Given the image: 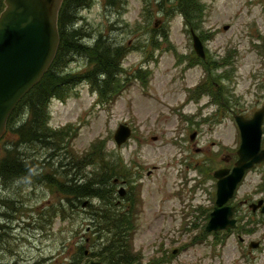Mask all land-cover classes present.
I'll use <instances>...</instances> for the list:
<instances>
[{
    "label": "rangeland",
    "instance_id": "obj_1",
    "mask_svg": "<svg viewBox=\"0 0 264 264\" xmlns=\"http://www.w3.org/2000/svg\"><path fill=\"white\" fill-rule=\"evenodd\" d=\"M162 1L168 3L158 6ZM174 1L91 0L89 7L80 9L76 28L93 32L94 36L102 33L113 43L126 46L129 52L122 61L124 75L131 78L141 71L147 74V79L132 80L109 109L99 104L98 94L82 83L66 101L52 100L49 124L73 134L70 147L78 156L86 154L92 143L103 142L108 152L104 160L113 161L120 170L128 172L126 180L135 183L136 190L141 185L132 247L140 254L142 264H264V219L258 215L242 219L239 225L250 221L249 226L239 227L228 235L215 237L204 233L205 218L215 201V180L211 174L220 165H209L210 173H202L203 157L196 152L200 140H194L196 145L189 142L184 116L175 111L181 108L179 113L194 111L192 104L184 106L185 92L199 80L201 73L197 68L187 72L186 58L183 62L179 60L181 64L176 63V52L186 57L191 45L182 16L167 14ZM200 1L208 5L210 25L220 27L231 22L236 27L232 36L220 32L215 44L221 37L228 41L243 38L244 43L239 46L238 76H247L253 67L258 70V58L247 49L248 29L242 30L237 25L242 23L241 16L248 15L247 19H255L252 21L262 33L263 0L253 4L249 14L239 0H222L223 4L218 0L217 5L212 0ZM149 40L153 42L150 44ZM84 42L91 44V40ZM155 44L158 46L154 47ZM84 67L85 60L75 57L66 70L77 73ZM243 86L240 84V89ZM123 123L130 126L132 136L117 147L113 133ZM66 124L71 125L64 127ZM233 134V128L224 129L223 141L232 145ZM14 139L10 134L0 141V151ZM22 149L31 153L37 148ZM44 154L46 150H40L31 154L30 160L41 164L46 176L51 167L42 163ZM89 169L90 165L86 171ZM259 185L257 173H246L233 204L243 194L249 197ZM91 202L95 208L99 205L96 199ZM62 203L45 183H18L5 190L0 184V225L4 226L0 227L1 262L71 264L75 252L79 255V246L93 252L100 241L90 233L93 226L89 214L94 207L78 205L73 211L68 205L55 207ZM191 206L194 211L188 216ZM54 209L62 210L65 216L61 212L52 215ZM5 217L10 219L8 224ZM256 220L262 222L254 224ZM237 235L245 242L240 243ZM251 241L259 242V247L249 249Z\"/></svg>",
    "mask_w": 264,
    "mask_h": 264
},
{
    "label": "trees",
    "instance_id": "obj_2",
    "mask_svg": "<svg viewBox=\"0 0 264 264\" xmlns=\"http://www.w3.org/2000/svg\"><path fill=\"white\" fill-rule=\"evenodd\" d=\"M90 1L64 0L62 3L58 15L60 41L56 56L40 82L20 100L10 115L7 132L1 139L3 141L10 134L15 138L14 141H8L9 144L7 142L8 145L3 146L0 151V184L5 190L18 183H45L60 197V202L64 201L55 207L68 205L71 211L78 205L81 206L82 200L98 197L102 204L92 208L90 216L94 219L92 234L100 241L97 248L89 252V258L84 255L86 248L79 246L77 249L80 258L84 261L95 259L104 264H142L140 254L134 252L132 247L139 213L135 191H130L126 196L129 201L134 194V200L131 203L127 201L125 210L112 208L111 199L116 194L112 180L129 178L128 172L120 170L119 164L104 160L108 152L103 142H94L86 154L78 156L70 147V137L73 134L49 126L50 100L64 102L82 83L98 94L99 104L109 109L132 80L144 82L147 79V74L141 71L131 78L124 75L122 61L129 52L126 46L113 43L102 33L94 36L93 32L76 28L79 10L89 7ZM165 3L168 2L162 1L158 6ZM170 4L173 8L167 12L169 17L178 13L182 17L189 15L192 20H199L201 6L197 0H176ZM1 8L0 0V10ZM162 37L166 38L164 32ZM89 40L91 44L84 42ZM152 42L153 40H149L150 44ZM75 57L85 60L84 69L77 73L66 70ZM27 147L37 149L29 153L27 149H22ZM44 149L46 154L42 163L51 167L46 176L42 173L41 164L30 160L31 154ZM88 165L91 169L86 171ZM51 212L52 215L61 212L65 216L62 210L54 209ZM4 219L8 224L9 217ZM1 261L3 260L0 259V264H17Z\"/></svg>",
    "mask_w": 264,
    "mask_h": 264
},
{
    "label": "flooded vegetation",
    "instance_id": "obj_3",
    "mask_svg": "<svg viewBox=\"0 0 264 264\" xmlns=\"http://www.w3.org/2000/svg\"><path fill=\"white\" fill-rule=\"evenodd\" d=\"M212 1L217 5L218 0ZM239 1L246 6L245 13L248 14L253 4H259V0ZM223 3L221 0V4ZM199 4L201 6L199 20H192L189 15L182 18L183 28L191 45V52L186 57V71L191 72L193 70L189 69L197 68L201 73L199 80L189 86L185 92L186 98H188L187 104H192L195 107L194 111L187 114L183 113V115L189 134L193 135L194 139L196 137L200 140V147L196 149V152H199L203 157L202 163L205 167L202 173H210L211 167L209 165H220L212 171L211 175L215 180L214 174L217 170L233 167L238 158L237 150L240 145V133L236 118L251 120L249 127L254 129V117L262 111L258 155L263 156V159L247 171V173H257L261 185L255 188L249 197L243 194V198L238 200L236 205L233 204L235 196L227 203L233 208V217L237 222V227L234 231H238L239 227L249 226L250 221L243 223L242 226L239 225L244 218L258 215L262 220L264 219V214L261 212V207L264 205V24L262 33H260L252 21L255 19H247L248 15L241 16L242 23L237 26L242 30L244 27L248 29L249 47L247 49L258 58V70H254L253 67L247 76L240 77L238 76V56L239 46L244 43L243 38L236 37L235 41H228L221 37L220 42L215 44L220 32L232 36L236 27L231 22L220 27H218V24L210 25L209 19L211 15L208 12V5L200 0ZM192 33L196 34L200 41L203 53L201 58H198L194 52ZM240 84L244 85L242 89H240ZM250 124L252 125L250 126ZM229 128H233L234 132L231 141L232 145L224 142L222 138L223 130ZM227 148L230 150H226ZM112 185L115 187L116 194L118 190L116 188L124 187L122 193L119 191L118 195H114L113 199H111L114 205H112V208L125 210L128 201L126 196L129 195L130 191H134L135 183L126 179H117V181L112 182ZM131 200H134V194L130 196L128 202L131 203ZM259 222L261 223L262 221L256 220L254 224ZM244 236H250V234H244ZM237 240L240 243L244 241L238 235ZM88 245L89 242L87 240L85 246L87 247ZM89 254L87 249H85L84 255L88 256ZM92 260L97 261L95 259ZM72 264H80V256L78 254H75Z\"/></svg>",
    "mask_w": 264,
    "mask_h": 264
},
{
    "label": "water",
    "instance_id": "obj_4",
    "mask_svg": "<svg viewBox=\"0 0 264 264\" xmlns=\"http://www.w3.org/2000/svg\"><path fill=\"white\" fill-rule=\"evenodd\" d=\"M2 1L4 7L0 12V137L6 131L10 113L22 97L42 79L56 55L59 44L57 19L63 0ZM193 42L194 50L202 56L199 39L194 36ZM260 119L261 114L256 118L254 129L249 127L250 122L238 120L242 137L238 150L239 158L230 172L228 169H220L214 174L217 178L216 201L205 227L206 232H229L235 228L233 208L225 204L233 196L245 171L263 159V156L258 155ZM130 132L127 126L120 125L114 134L116 144L120 146L124 143ZM261 212L264 213V206ZM257 246V243H251L249 247Z\"/></svg>",
    "mask_w": 264,
    "mask_h": 264
}]
</instances>
